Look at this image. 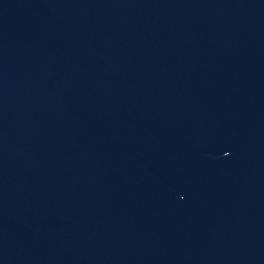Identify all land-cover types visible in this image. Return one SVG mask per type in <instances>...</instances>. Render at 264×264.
Returning <instances> with one entry per match:
<instances>
[{
  "label": "water",
  "instance_id": "water-1",
  "mask_svg": "<svg viewBox=\"0 0 264 264\" xmlns=\"http://www.w3.org/2000/svg\"><path fill=\"white\" fill-rule=\"evenodd\" d=\"M0 264H264V0H0Z\"/></svg>",
  "mask_w": 264,
  "mask_h": 264
}]
</instances>
